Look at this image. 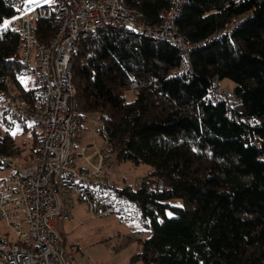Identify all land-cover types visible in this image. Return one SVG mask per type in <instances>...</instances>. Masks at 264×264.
<instances>
[{"label":"trees","instance_id":"1","mask_svg":"<svg viewBox=\"0 0 264 264\" xmlns=\"http://www.w3.org/2000/svg\"><path fill=\"white\" fill-rule=\"evenodd\" d=\"M125 2L152 27L175 0ZM14 13L0 0V25ZM35 28L36 46L44 45L56 20L37 19ZM175 29L194 44L190 75L174 73L182 48L123 25L99 28L73 57L76 111L100 114L105 158L149 166L137 187L116 188L141 209L149 234L132 264H264V0H185ZM21 54L20 35L0 30V157L32 165L41 131L23 129L32 132L26 152L3 103L7 94H34L22 82L30 70ZM226 78L231 108L209 95Z\"/></svg>","mask_w":264,"mask_h":264},{"label":"built area","instance_id":"2","mask_svg":"<svg viewBox=\"0 0 264 264\" xmlns=\"http://www.w3.org/2000/svg\"><path fill=\"white\" fill-rule=\"evenodd\" d=\"M5 1L15 13L4 17L0 30L10 28L20 35L21 61L34 77L35 90L29 98L17 92L5 95L4 108L14 126L23 130L35 125L41 136L34 164L21 165L10 155L0 157L9 170L0 181V218L9 228L8 233H0V264H73L58 226L61 219L74 218L76 203L83 204L93 219L119 214L144 223L137 204L116 191L117 182L114 173L105 168L102 149L88 153L81 143L82 123L95 128L104 146L107 135L99 113L78 115L76 111L73 57L78 44L101 27L123 25L182 48V60L174 73L190 75L194 44L175 29L185 0H175L162 22L152 27L141 23L140 10L127 6L125 0ZM41 18H54L57 30L48 43L36 46L35 22ZM138 87L139 82L133 81L130 93ZM209 95L214 102H227L230 108L236 100L233 90L219 79L212 82Z\"/></svg>","mask_w":264,"mask_h":264},{"label":"rangeland","instance_id":"3","mask_svg":"<svg viewBox=\"0 0 264 264\" xmlns=\"http://www.w3.org/2000/svg\"><path fill=\"white\" fill-rule=\"evenodd\" d=\"M22 82L28 89L34 87V77L30 73L22 78ZM222 84L229 89H233L234 86V83L227 78L222 80ZM131 98H133L132 93L129 94V99ZM0 129L4 130L1 123ZM81 130L83 133L81 143L87 146L88 153L104 147L102 137L90 124H87L86 128L82 127ZM12 132L17 136L19 144L28 152L32 142V132H24L16 126ZM76 151L81 155L80 147ZM105 168L114 173L118 187L127 184L137 187L149 166L144 163L139 165L132 162L118 163L106 158ZM8 172L9 170L0 166V181L8 175ZM73 213V219H61L58 226L73 264H132V257L141 249L140 238L144 239L149 235L143 224L133 219H123L119 214H113L105 219H93L81 203H76ZM26 228L31 230L30 226ZM8 232L9 228L0 218V233Z\"/></svg>","mask_w":264,"mask_h":264},{"label":"snow or ice","instance_id":"4","mask_svg":"<svg viewBox=\"0 0 264 264\" xmlns=\"http://www.w3.org/2000/svg\"><path fill=\"white\" fill-rule=\"evenodd\" d=\"M27 2H28L29 4H31V3L34 2V0H27ZM45 2H51V0H45ZM4 27H5V28L7 27V22L5 23ZM13 135H15V133H13Z\"/></svg>","mask_w":264,"mask_h":264},{"label":"crops","instance_id":"5","mask_svg":"<svg viewBox=\"0 0 264 264\" xmlns=\"http://www.w3.org/2000/svg\"><path fill=\"white\" fill-rule=\"evenodd\" d=\"M95 150V149H94ZM94 152V151H93ZM7 176V175H6ZM117 186H118V184H117Z\"/></svg>","mask_w":264,"mask_h":264},{"label":"bare ground","instance_id":"6","mask_svg":"<svg viewBox=\"0 0 264 264\" xmlns=\"http://www.w3.org/2000/svg\"><path fill=\"white\" fill-rule=\"evenodd\" d=\"M8 170V169H7Z\"/></svg>","mask_w":264,"mask_h":264}]
</instances>
